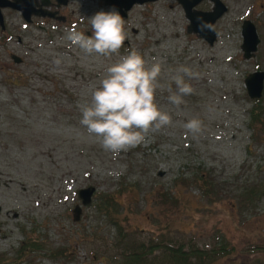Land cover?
Instances as JSON below:
<instances>
[{
    "label": "rangeland",
    "instance_id": "rangeland-1",
    "mask_svg": "<svg viewBox=\"0 0 264 264\" xmlns=\"http://www.w3.org/2000/svg\"><path fill=\"white\" fill-rule=\"evenodd\" d=\"M240 1L227 2L213 47L199 32L188 34L184 11L171 1L124 20L119 56L135 49L147 66L160 63L161 83L182 66L200 78L185 77L195 92L179 109L167 91L158 93L173 124L116 158L80 124L79 105L119 56L87 55L65 39L73 26L91 35L87 20L112 10L100 0H70L58 8L56 18L66 20L58 31L55 22L22 30L24 22L9 21L13 39L0 56L29 64L5 70L11 83L38 73L50 80L31 84L45 95L21 86L13 98L0 91V264H264V84L256 107L246 90L253 72L264 73V42L257 57L244 58ZM195 42L204 50L194 51ZM193 117L204 123L197 137L183 128ZM89 189L95 194L83 207L78 195Z\"/></svg>",
    "mask_w": 264,
    "mask_h": 264
},
{
    "label": "clouds",
    "instance_id": "clouds-1",
    "mask_svg": "<svg viewBox=\"0 0 264 264\" xmlns=\"http://www.w3.org/2000/svg\"><path fill=\"white\" fill-rule=\"evenodd\" d=\"M87 21L91 35L73 26L67 30L65 39L87 55L119 56L127 38L125 21L119 11H101ZM200 27L201 31L214 30L208 22H202ZM52 63L59 69L63 60L58 57ZM161 74L160 63L147 66L144 57L133 49L107 67L99 85L92 90L90 101L79 105L80 124L113 158L143 144L150 132L173 124L172 115L157 102L158 93L167 91L168 102L179 109L185 103L184 97L195 92L188 81L200 78V73L183 66L170 77L169 83H161ZM183 128L186 135L197 137L203 132L204 123L193 117L183 124Z\"/></svg>",
    "mask_w": 264,
    "mask_h": 264
},
{
    "label": "flooded vegetation",
    "instance_id": "flooded-vegetation-1",
    "mask_svg": "<svg viewBox=\"0 0 264 264\" xmlns=\"http://www.w3.org/2000/svg\"><path fill=\"white\" fill-rule=\"evenodd\" d=\"M100 1H101L100 3L102 2L104 3V6L108 5L106 0H100ZM145 1L146 2L143 4L137 2L133 9L142 13V11H144L145 9L152 10V7H154V9H156V7H160L161 5H163L164 1H168V2L171 1L173 4H175V7H181L183 11V3L181 2L182 0H145ZM191 1L196 2V4L193 5L196 11L197 9H199V7L201 8L203 7L204 14L212 13V15H216L217 11H221V17L216 23H218L221 19H224L230 13V7H228L227 5V2H230V0H219L220 4H216L213 0H191ZM60 3H61L60 0H38L36 5L34 0H0V30H1L0 47L4 48L7 45V42L8 43L12 42L13 32L11 31V29H8L9 21L14 22L15 20H20L21 22H24L22 23V28H23L22 30L29 29L32 26L31 24H37V23L49 24V22H55L56 24H60L61 22H63L64 18L63 19H60L61 17L56 18V16H58L57 14V12L59 11L58 8L63 6ZM69 4L70 1L68 0L67 5ZM240 4H241L240 9H242L245 6L244 13L241 16L240 15L236 16L235 18H237L238 22L236 23H238V26L241 28V34L243 33V30L245 28L251 26L255 28L260 41L259 44L260 47L261 43L264 42V33L259 30V28H264V11H261L260 14V12L257 13V10L258 11H260V9L264 10V0H241ZM27 5H29L32 8V11ZM110 7L107 8H110L112 11L113 10L118 11L116 8L112 6ZM142 14L148 15L144 13ZM38 28L44 29L41 26H39ZM8 32L11 34H7ZM259 32L261 33V35L259 34ZM215 36L217 37V35ZM24 39H22L19 35H17L13 41L16 40V44L21 46L23 45L24 47L25 44ZM27 47L28 48L25 49L27 51L29 49L30 53L32 54V50L30 49L31 45L28 44ZM1 55L2 56H0V72L3 73V77L0 78V91L2 89H6L5 93L11 94V98H13L14 96H16V91H17L16 87L21 86V87H27V89H30V91L36 92V95H40V94L45 95L44 94L45 90H43L42 87H37L34 86V84L33 85L31 84L37 82H40L42 84L47 83L50 80L49 77L42 76V74L40 75V73L32 75L31 77L23 75L19 79H17L15 84H13L9 80V75L6 73L5 70L14 71L12 70L13 67L27 65L28 58H22L20 56H17L16 54H8L7 52ZM34 80H36V82H33ZM25 97H29L31 99L29 95ZM10 102H12V104L17 103V101L14 100H10ZM2 142H3L2 139H0V147H2ZM7 152L8 150L3 151V156H5Z\"/></svg>",
    "mask_w": 264,
    "mask_h": 264
},
{
    "label": "water",
    "instance_id": "water-1",
    "mask_svg": "<svg viewBox=\"0 0 264 264\" xmlns=\"http://www.w3.org/2000/svg\"><path fill=\"white\" fill-rule=\"evenodd\" d=\"M216 4H220L219 0H213ZM61 4L64 2L63 0H60ZM107 4L116 8L119 13L122 15L123 18H127L128 12L132 9V7L137 3L140 2L141 4L145 3V0H106ZM184 9L187 13V18L191 21L192 26L189 27V31H195L201 33V36L206 38L211 45H213L215 40V34L213 30H203L201 31V23L202 22H208L211 23L213 26L221 17V11H217L216 15H203L199 14L197 12H193L192 9L194 8L193 5L196 4V2L188 1V0H182ZM28 17V16H27ZM243 36L245 38L243 49L245 51V58L251 59L255 52H257L259 39L257 37V33L255 28L248 27L244 29ZM263 84H264V73H258L255 75H252L248 78L246 81L247 89L249 92V96L251 99H260L262 96V90H263ZM94 189H91L89 191H83L81 196L83 198L84 205H89L91 203V198L94 193ZM76 220H78L81 216V210L78 209L76 211Z\"/></svg>",
    "mask_w": 264,
    "mask_h": 264
},
{
    "label": "bare ground",
    "instance_id": "bare-ground-1",
    "mask_svg": "<svg viewBox=\"0 0 264 264\" xmlns=\"http://www.w3.org/2000/svg\"><path fill=\"white\" fill-rule=\"evenodd\" d=\"M3 233V232H2ZM2 235V234H1Z\"/></svg>",
    "mask_w": 264,
    "mask_h": 264
},
{
    "label": "trees",
    "instance_id": "trees-1",
    "mask_svg": "<svg viewBox=\"0 0 264 264\" xmlns=\"http://www.w3.org/2000/svg\"><path fill=\"white\" fill-rule=\"evenodd\" d=\"M209 186H211V185H209Z\"/></svg>",
    "mask_w": 264,
    "mask_h": 264
}]
</instances>
